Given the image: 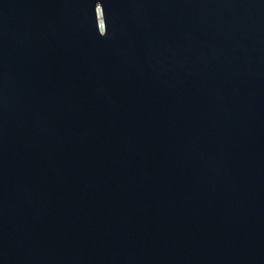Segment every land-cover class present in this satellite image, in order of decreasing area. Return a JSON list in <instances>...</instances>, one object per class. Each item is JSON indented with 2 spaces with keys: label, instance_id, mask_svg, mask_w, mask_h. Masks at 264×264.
Instances as JSON below:
<instances>
[{
  "label": "water",
  "instance_id": "95a60500",
  "mask_svg": "<svg viewBox=\"0 0 264 264\" xmlns=\"http://www.w3.org/2000/svg\"><path fill=\"white\" fill-rule=\"evenodd\" d=\"M0 264H264V0H0Z\"/></svg>",
  "mask_w": 264,
  "mask_h": 264
}]
</instances>
